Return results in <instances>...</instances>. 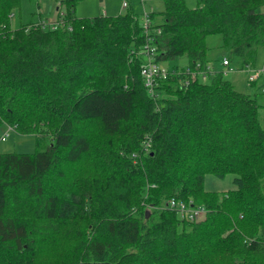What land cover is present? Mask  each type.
Listing matches in <instances>:
<instances>
[{
  "label": "trees",
  "instance_id": "1",
  "mask_svg": "<svg viewBox=\"0 0 264 264\" xmlns=\"http://www.w3.org/2000/svg\"><path fill=\"white\" fill-rule=\"evenodd\" d=\"M81 1L61 0L52 28L41 0H0V123L37 142L0 153V264H264V101L187 73L215 34L254 65L264 0H164L148 27L133 8L79 16ZM151 49L188 58L153 90ZM208 174L235 187L208 190Z\"/></svg>",
  "mask_w": 264,
  "mask_h": 264
},
{
  "label": "rangeland",
  "instance_id": "2",
  "mask_svg": "<svg viewBox=\"0 0 264 264\" xmlns=\"http://www.w3.org/2000/svg\"><path fill=\"white\" fill-rule=\"evenodd\" d=\"M61 0H41L40 18L45 21H55L59 17V12L63 13V9H58ZM125 0H82L76 8L79 16L93 17L101 13L107 15H117L126 12L133 8L135 13L140 16V19L145 23V14L151 11L160 12L165 8L164 0H127L128 6L124 7ZM190 7L197 6V0H187ZM208 45V63L213 67V71L223 72V78L233 82L235 87L243 92L257 91L260 102L264 101V94L259 91L264 86V71L260 72L259 78L256 79V86H251L248 81L250 70L258 72L264 69V47L258 49L257 60L254 65L240 69V61L234 58L230 61V67L224 65V58H229L224 46L223 37L221 34L210 35L207 38ZM186 67L188 66V58L181 56L171 61L170 63L163 62L162 66L173 68V66ZM6 135V139H1V136ZM37 149L36 136L31 132H19L8 123H0V153L2 152H22L35 153ZM234 174H228L225 177H217L208 174L205 177V187L208 190H226L234 188Z\"/></svg>",
  "mask_w": 264,
  "mask_h": 264
},
{
  "label": "built area",
  "instance_id": "3",
  "mask_svg": "<svg viewBox=\"0 0 264 264\" xmlns=\"http://www.w3.org/2000/svg\"><path fill=\"white\" fill-rule=\"evenodd\" d=\"M124 7L128 6V1L125 0L123 3ZM41 23H43L45 26H51L52 28L58 27L60 24H64L62 19L61 20H55V21H45L42 20L41 18L39 19ZM149 24V18H148V13L145 14V27H148ZM224 65L229 66V69L232 70L230 67V61L228 58H224L223 61ZM264 69L258 71V72H253L250 70V74L248 76V81H255L256 79L259 78L260 72H263ZM141 73L144 77L145 85L149 87L150 90H153L154 85L157 82L158 78L161 77H167L169 70L167 67L162 66L161 63H157L154 61V51L153 49L148 50V55H147V61L142 65L141 67ZM187 73L190 75L192 79H197V77H200L204 80L208 79L209 74L215 73L213 71V67L208 63L206 66L201 67L200 64L196 65L194 69H187ZM262 90L264 91V86L262 87ZM1 139H6V135L1 136ZM170 205L173 208H177L181 214L184 217H188L190 219H196L198 217H201L205 209L202 206H189L183 201H177L175 198H172L170 200Z\"/></svg>",
  "mask_w": 264,
  "mask_h": 264
},
{
  "label": "crops",
  "instance_id": "4",
  "mask_svg": "<svg viewBox=\"0 0 264 264\" xmlns=\"http://www.w3.org/2000/svg\"><path fill=\"white\" fill-rule=\"evenodd\" d=\"M103 1V0H102Z\"/></svg>",
  "mask_w": 264,
  "mask_h": 264
}]
</instances>
